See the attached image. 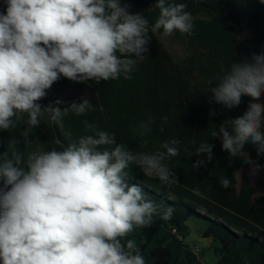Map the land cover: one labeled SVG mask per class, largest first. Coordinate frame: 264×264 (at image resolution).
<instances>
[{
  "label": "clouds",
  "instance_id": "obj_1",
  "mask_svg": "<svg viewBox=\"0 0 264 264\" xmlns=\"http://www.w3.org/2000/svg\"><path fill=\"white\" fill-rule=\"evenodd\" d=\"M0 11V130L16 127L27 117L29 127L47 113L57 122L69 112L82 116L93 110L89 99L42 106L47 90L64 77L73 82L132 79L137 59L148 51L149 33L162 30L191 34L193 16L186 3L156 0L154 23L131 13L121 0H3ZM264 4V0H260ZM210 102L231 109L242 97L251 100L243 115L220 124L212 138L222 142L230 157L253 164L247 144L264 154V52L236 61L228 71L208 81ZM215 113L210 111L209 115ZM167 121V117L163 118ZM154 123V118L149 117ZM85 134L61 150L43 148L22 152L18 141H8L0 152V260L2 264H147L134 239L137 228L149 226L159 206L144 189L129 183L135 165L146 176L169 187L179 179L167 160L179 155L178 139L160 144L155 152H133L117 143L114 134L94 123L82 122ZM141 135L151 131L142 123ZM25 145L29 142L24 137ZM195 144V141L192 142ZM213 144L201 142L188 156L206 154L192 164L210 162ZM260 165H254V171ZM223 189L231 186L225 176ZM194 195L203 197L199 188ZM174 208L160 214L171 219Z\"/></svg>",
  "mask_w": 264,
  "mask_h": 264
},
{
  "label": "trees",
  "instance_id": "obj_2",
  "mask_svg": "<svg viewBox=\"0 0 264 264\" xmlns=\"http://www.w3.org/2000/svg\"><path fill=\"white\" fill-rule=\"evenodd\" d=\"M156 0H121L130 5L131 13H140L151 26L159 14L153 5ZM186 3L194 20L191 34L174 33L188 55L176 61L164 49L158 35L152 34L148 51L137 59V70L132 79L73 82L61 77L40 101L42 106L63 103L61 109L84 98L94 106L82 116L69 112L59 121L52 122L47 113L40 124L29 127L27 117L10 130H0V152L7 149L10 139L18 141L22 152L40 148L61 150L77 142L85 134L83 121L94 123L100 130L114 134L133 152H155L160 144L170 139L181 143L179 155L166 161L177 175L179 182L171 187L157 177H149L135 165L129 169V183L139 184L146 198L159 206L160 214L169 206L174 213L169 220L156 215L146 227L135 229L128 239H134L140 247L147 264H203L201 253L193 244L187 243V221L194 215L205 217L209 226L204 237L218 242L215 247L214 264H264V154L257 153L255 145L247 144L245 151L253 164L262 171L259 190L243 174L240 181L236 173L252 164L240 157H230L222 149V142L212 138L211 133L220 124L233 120L247 110L251 100L243 96L239 106L228 109L210 102L212 93L208 81L215 82L236 61L245 57L239 48L238 33H244V45L249 53L264 52V4L260 0H172ZM5 5L0 0V11ZM73 85L86 90L84 96L75 93L61 98ZM264 103V96L260 101ZM210 111L214 115H209ZM154 118V123L149 121ZM167 117V121L163 118ZM142 123L149 124L151 131L141 135ZM28 143L25 145L24 137ZM195 141V144L192 142ZM213 144V156L204 166L193 169L198 159L206 154L188 156L201 142ZM231 181L228 189L219 184L221 177ZM199 188L203 197L194 195ZM2 264V260H0Z\"/></svg>",
  "mask_w": 264,
  "mask_h": 264
},
{
  "label": "rangeland",
  "instance_id": "obj_3",
  "mask_svg": "<svg viewBox=\"0 0 264 264\" xmlns=\"http://www.w3.org/2000/svg\"><path fill=\"white\" fill-rule=\"evenodd\" d=\"M244 36V33L237 34L239 39V48L242 55L245 58H249L254 53H249L245 48ZM158 37L164 49L169 51L176 61H181L188 55L186 48L174 38V34L169 37H165L163 35H158ZM75 93L84 96L86 94V90L77 89V87L73 85L61 95V98ZM254 165L256 164H252L249 167L237 172L236 176L240 181L242 175L245 174L251 184L261 190L260 182L262 171L260 169L254 171ZM187 225L189 226V235L186 240L187 243L193 244L195 248L199 250L203 264H214L216 261L215 247L218 246V242H214L212 238L204 237L203 234L204 230L209 226V221L205 217H197L194 215L187 221Z\"/></svg>",
  "mask_w": 264,
  "mask_h": 264
}]
</instances>
